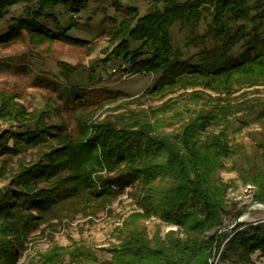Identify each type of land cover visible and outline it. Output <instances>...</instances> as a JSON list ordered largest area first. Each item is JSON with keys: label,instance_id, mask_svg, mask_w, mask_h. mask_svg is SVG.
Returning a JSON list of instances; mask_svg holds the SVG:
<instances>
[{"label": "trees", "instance_id": "16d2710c", "mask_svg": "<svg viewBox=\"0 0 264 264\" xmlns=\"http://www.w3.org/2000/svg\"><path fill=\"white\" fill-rule=\"evenodd\" d=\"M154 1L165 8H153L140 17L138 7L127 6L128 17L109 32L112 44H116L109 60L129 63L130 75L162 73L149 92L204 87L216 93H231L235 85H264V41L248 38L250 50L256 52L240 62H231L233 57L229 55L248 36L244 26L235 30L231 24L250 18L249 0ZM88 2L0 0V20L18 3L37 5L31 16L13 19L8 31L0 35V44L19 39L26 31L33 44L61 40L87 47V41L69 35L78 26L77 21L71 20L66 28L58 24L52 29L41 19L51 16L56 20L53 9L59 4L73 19ZM115 6L123 9L120 3ZM204 6L214 10L211 32L218 43L201 51L198 63L193 62L195 57L183 60L172 46L170 28L180 22L194 31L203 18ZM131 42L142 44L134 50ZM61 67L73 71L65 62ZM58 95L68 106L85 102L75 88L60 89ZM170 103L153 107L148 113L140 112L131 121H93L81 114L77 121L80 133L74 137L64 122H46L57 109L51 99L42 109L30 112L17 93L1 90L0 122L16 123L20 131L0 130V156L20 153L28 147H39L40 153L35 161L20 162L10 183L0 189V264H16L32 229L58 217L61 206L75 201L89 205L94 200L105 206L137 184L141 188V211L131 216L133 227L129 229V220L126 222L128 229L121 242L109 249L110 261L100 263L85 245L75 243L54 244L39 253V264H66V259L69 264H212L224 241L220 230L231 186L219 180L217 174L235 153L228 138L229 115L240 112L237 120L244 124L260 120L264 102L217 105L214 110L199 113L178 132L164 133L161 128L172 109ZM212 125L221 130L209 131ZM8 162L9 158L2 159V167ZM244 182L256 185L255 198L264 203V171L250 174ZM152 216L178 226V230H169L163 239H149L136 222ZM180 233L185 236L180 237ZM226 238L223 254L234 252L248 264H256L252 259L255 252L264 256V222L236 227Z\"/></svg>", "mask_w": 264, "mask_h": 264}, {"label": "rangeland", "instance_id": "374dc122", "mask_svg": "<svg viewBox=\"0 0 264 264\" xmlns=\"http://www.w3.org/2000/svg\"><path fill=\"white\" fill-rule=\"evenodd\" d=\"M187 0H180L186 2ZM115 3L123 5L116 8ZM250 18L232 22L236 30L244 26L247 37L238 42L229 52L231 62L237 63L245 57L255 54L250 50L248 38L264 41V0H249ZM127 6H136L139 16L146 15L151 9L163 10L164 4L156 5L154 0H89L87 8L71 19L63 4L53 9V17H45L41 22L52 29L58 24L66 28L71 20L78 26L69 31L73 38L85 40L87 47L67 44L61 40L33 44L28 33L9 43L0 44V91L17 93L30 112L42 109L47 100L55 103L56 112L46 118L50 125L64 122L67 132L76 137L80 133L77 124L79 115L83 114L93 121L106 118L131 121L141 113H148L151 108L171 101L172 109L165 115L161 131L178 132L188 121L199 113L214 110L217 105L242 103L244 101L264 102V85L234 86L231 93H216L204 87L180 88L164 92H149L160 81L162 73H141L130 75V64L110 59L109 55L116 44L109 36L114 24L121 22L128 15ZM203 18L197 28L176 22L170 28L172 46L176 55L186 60L195 57L194 63L200 62V52L215 46L218 41L211 32L214 10L204 6ZM37 8L36 3H18L9 8L8 13L0 20V35L8 31L14 18L31 16ZM243 33V31H242ZM256 40V39H255ZM134 50L141 42H131ZM65 62L73 70L66 72L61 67ZM57 86V88H56ZM77 89L83 95L84 103L68 106L58 95L60 89ZM198 93V94H196ZM141 112V113H140ZM240 112L229 115V141L235 151L234 156L225 160V168L217 174L219 180L231 186L227 195L224 226L220 230L224 239L220 251L215 255L212 264H248L236 253L223 254L227 235L259 222H264V203L256 200V185L245 183L252 173L264 171V116L248 124L237 120ZM221 127L212 125L209 131L219 132ZM0 130L20 131L17 124L1 123ZM9 144H13L10 139ZM39 147H28L25 151L0 156V189H4L17 171L20 162L30 163L39 157ZM9 158L7 166L1 161ZM106 173V172H105ZM139 184L127 187L125 192L103 206L99 200L84 205L80 201L58 208V217L34 227L26 239V249L19 256L16 264H39V253L47 251L54 244L71 246L83 244L100 263L112 259L109 249L118 245L126 236V222L129 229L132 215L141 211L139 207ZM63 218V220H61ZM140 229H145L149 239H162L169 230H178V226L167 224L158 216L139 219L136 222ZM180 237H184L180 233ZM256 264H264V256L259 251L252 255ZM66 264L68 259H66Z\"/></svg>", "mask_w": 264, "mask_h": 264}]
</instances>
